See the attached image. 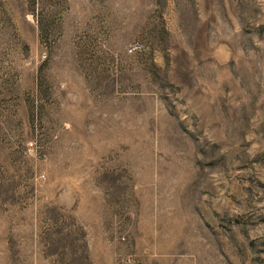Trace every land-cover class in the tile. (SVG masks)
Masks as SVG:
<instances>
[{"label":"rangeland","instance_id":"1","mask_svg":"<svg viewBox=\"0 0 264 264\" xmlns=\"http://www.w3.org/2000/svg\"><path fill=\"white\" fill-rule=\"evenodd\" d=\"M0 264H264V0H0Z\"/></svg>","mask_w":264,"mask_h":264}]
</instances>
